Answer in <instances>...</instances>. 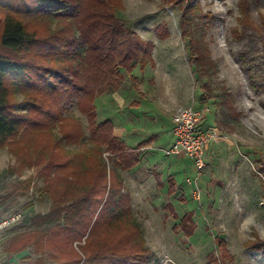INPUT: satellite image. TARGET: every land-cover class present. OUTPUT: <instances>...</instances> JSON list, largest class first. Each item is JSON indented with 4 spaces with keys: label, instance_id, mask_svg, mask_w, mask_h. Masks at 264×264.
I'll use <instances>...</instances> for the list:
<instances>
[{
    "label": "rangeland",
    "instance_id": "rangeland-1",
    "mask_svg": "<svg viewBox=\"0 0 264 264\" xmlns=\"http://www.w3.org/2000/svg\"><path fill=\"white\" fill-rule=\"evenodd\" d=\"M121 1L117 14L153 43V60L148 59L147 71L137 69V78L123 69L125 104L105 105L99 98L97 119L114 120L121 127L117 133L125 127L122 138L140 152L141 162L129 170L116 167L110 153L103 152V157L123 185L120 193L129 195L132 214L151 252L150 264H264L262 250L250 246L264 242V0H248L247 16L240 0H199V15L189 25L208 58L200 70L180 28L184 8L163 0ZM172 89L180 102L187 98L188 105L203 109L205 127L219 133L207 148V165L201 171L188 157L166 152L179 108L159 110L153 118L138 107L147 93L150 99L142 106H169ZM14 102L19 104L17 112L29 109L20 92ZM64 107L67 120L80 124L85 134L80 146L66 147L87 150L92 142L86 114L76 101ZM60 125L48 126L42 134L63 139ZM35 133L29 126L0 147V212L23 214L22 221L6 232L1 256L19 264H69L51 249L37 253L24 242L34 228L31 217L51 206L50 197L37 191L43 184L39 177L43 162H35ZM171 177L177 188L173 194ZM28 181L32 183L27 190ZM168 204L174 206L173 212ZM191 222L194 230L189 234L186 227Z\"/></svg>",
    "mask_w": 264,
    "mask_h": 264
},
{
    "label": "trees",
    "instance_id": "trees-1",
    "mask_svg": "<svg viewBox=\"0 0 264 264\" xmlns=\"http://www.w3.org/2000/svg\"><path fill=\"white\" fill-rule=\"evenodd\" d=\"M163 1L184 8L180 28L201 66L197 70L202 69L208 58L189 25L199 15V0ZM239 7L247 16L249 1L240 0ZM120 8L121 0H0V147L24 128L36 130L35 162H43V184L37 191L51 199L47 212L31 217L34 228L24 242L37 253L51 249L69 264L151 262L129 195L120 193L123 185L103 157L106 151L116 167L129 170L141 162L140 152L116 135L112 119H97L96 99L121 88L122 70L133 76L138 65L144 71L148 59L153 60V43L117 14ZM18 92L28 102L26 113L17 112ZM71 101L89 120L92 146L87 150L66 147L80 146L85 135L80 124L64 115ZM57 122L63 139L42 134ZM169 183L173 194L177 188L172 177ZM166 207L173 212L172 204ZM190 224L189 234L194 230ZM219 244L227 252L225 243ZM250 246L264 253V242Z\"/></svg>",
    "mask_w": 264,
    "mask_h": 264
},
{
    "label": "built area",
    "instance_id": "built-area-1",
    "mask_svg": "<svg viewBox=\"0 0 264 264\" xmlns=\"http://www.w3.org/2000/svg\"><path fill=\"white\" fill-rule=\"evenodd\" d=\"M205 112L195 105L179 108L173 115V142L166 152L177 157H188L201 171L207 165V148L219 136L217 129L205 127ZM22 212H0V264H19L15 259L1 256V245L6 232L22 221Z\"/></svg>",
    "mask_w": 264,
    "mask_h": 264
},
{
    "label": "crops",
    "instance_id": "crops-1",
    "mask_svg": "<svg viewBox=\"0 0 264 264\" xmlns=\"http://www.w3.org/2000/svg\"><path fill=\"white\" fill-rule=\"evenodd\" d=\"M146 68H147V66H146ZM146 68H145V70L144 71H147L146 70ZM137 69H140V71H142L141 70V68H140V65H138L135 69H134V71H133V76H131L130 75V77L131 78H137L138 77V72H137ZM123 71V70H122ZM123 73H124V71H123ZM125 81H126V77H125V79H124V81H123V84L125 83ZM123 86V85H122ZM122 86H121V88H122ZM121 88L120 89H118L116 92H113V93H105V94H102V95H100L97 99H96V104H97V101H99V98L101 99L102 98V103L103 104H105V105H115V104H117V103H124L125 104V99H124V97H125V90L123 89V91L124 92H122L121 91ZM150 95L151 94H149V93H147V95L144 97V99H146V100H141V106H138V107H140V108H143V111L145 112V114L147 115L148 114V116H151V117H153V118H155L157 115V112L159 111V110H167V111H174V110H176V109H178V108H180V107H183V106H186V105H188L189 104V102H188V100H187V98L186 99H182L183 100V102H180L179 101V97H180V95L177 93H175V90L173 91V89H172V92H171V98H170V101H169V103H170V105L169 106H142L143 104H145L146 102H148L149 101V99H150ZM182 97V96H181ZM179 98V99H178ZM185 98V97H184ZM97 106H98V104H97ZM119 108L121 107V106H118ZM125 107V106H124ZM123 107V108H124ZM135 119L137 118V117H134ZM109 119H111V118H109ZM135 119H134V121H133V123H132V125L133 126H135V124L137 123V121H135ZM113 122H114V120H112ZM124 121H126V120H124ZM114 124H115V127H116V130H121V127H118V125L114 122ZM120 124H122V123H120ZM123 125H125V123H123ZM125 134V127L124 128H122V131H119V133H117L116 132V135L118 136V137H120L122 140H124L122 137H123V135ZM172 134H173V132H172ZM125 141V140H124ZM126 142V141H125ZM127 143V142H126ZM128 144V143H127ZM129 145V144H128ZM130 146V145H129ZM146 147H148V146H143L141 149H145Z\"/></svg>",
    "mask_w": 264,
    "mask_h": 264
}]
</instances>
